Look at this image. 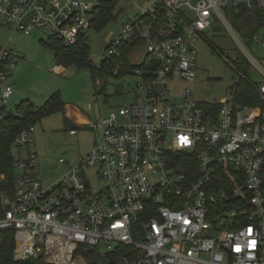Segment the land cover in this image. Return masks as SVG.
I'll return each instance as SVG.
<instances>
[{
	"label": "built area",
	"instance_id": "built-area-1",
	"mask_svg": "<svg viewBox=\"0 0 264 264\" xmlns=\"http://www.w3.org/2000/svg\"><path fill=\"white\" fill-rule=\"evenodd\" d=\"M151 3L107 46L109 56L125 44L130 55L141 46L147 53L133 71L135 101L87 123L92 150L74 164L60 158L65 170L44 184L34 127L16 136L13 190L0 193V230L13 232L14 260L264 264V67L247 54L261 80L248 79L253 94L244 98L232 88L230 102H198L193 89L198 42L215 25L231 31V10L260 11L248 46L264 47V0ZM92 9L84 0H0V22L70 45L90 28ZM17 59L0 47V106L14 92Z\"/></svg>",
	"mask_w": 264,
	"mask_h": 264
},
{
	"label": "rangeland",
	"instance_id": "rangeland-1",
	"mask_svg": "<svg viewBox=\"0 0 264 264\" xmlns=\"http://www.w3.org/2000/svg\"><path fill=\"white\" fill-rule=\"evenodd\" d=\"M95 6L97 0H84ZM152 0H119L116 4L114 19L102 27H92L84 31L87 39L90 66L78 67L74 64L55 69L56 60L53 51L46 46L49 35L33 31L23 35L11 26L0 22V47L14 50L18 59L11 72L8 83L12 85L13 94L5 106H0V119L5 115H15L17 105L28 100L32 107L38 109L45 105L51 96L57 95L74 112V123L65 120L63 112H54L34 124L31 132L33 145L38 157V166L44 184H50L65 170L59 162L64 158L69 164L77 163L79 157L92 150L95 131L86 123H76L75 113L80 114L88 123L108 115L110 108L127 106L135 101L139 94L138 83L141 79L132 70L115 74L99 71L101 60L108 58L107 46L114 36L121 33L122 26L128 19L141 13L150 6ZM154 5L153 2L151 3ZM231 31L224 25H215L205 33V39L198 42L196 56V79L194 81V99L204 103H218L224 98L230 102L232 87L240 79L241 73L253 82H259L261 76L253 67L249 73H243L235 67L241 59L254 58L264 67V47L248 46L244 30L240 23L232 22ZM40 37L44 41H40ZM143 46L136 48L130 55L131 64L141 62L146 54ZM91 68H93L91 70ZM178 85L179 87H175ZM168 98L173 99L180 93L183 83L170 84ZM238 93V92H237ZM70 127L77 130L69 134ZM99 184L94 185V187Z\"/></svg>",
	"mask_w": 264,
	"mask_h": 264
},
{
	"label": "trees",
	"instance_id": "trees-1",
	"mask_svg": "<svg viewBox=\"0 0 264 264\" xmlns=\"http://www.w3.org/2000/svg\"><path fill=\"white\" fill-rule=\"evenodd\" d=\"M118 1L97 0L96 5L92 9L93 20L90 28L95 27L99 29L108 21L114 19L115 15L120 12L118 10L114 13ZM231 12L233 24L240 23L242 25L245 40L250 45L251 35L258 28L257 20L259 19L260 11L255 8L246 9L241 7L237 12L232 10ZM39 39L40 41H44L41 37ZM46 46L53 51L56 65L63 67L68 64H74L78 67L84 65L90 66V60L88 59L89 47L84 35L70 45H65L60 40L49 37V42L46 43ZM132 49V45L125 44L120 55L109 56L101 60L99 71L111 72L117 67L118 71L115 74H119L120 72L125 73L130 69L139 67L140 65H133L130 62L129 55ZM235 67L243 73H249L247 62L243 58L240 62L235 63ZM245 75L241 73L239 81L232 87L238 92V98H244V96L253 94V88ZM64 108L65 103L57 95H53L44 106L38 109L33 108L28 100L21 101L17 105V113L15 115H5L0 119V193L6 192L11 194L13 190L14 167L11 150L15 144L16 136L21 130L29 126L34 127L35 122L41 118L51 115L56 111L63 112ZM71 129L74 128L72 127ZM13 248V232L11 230H0V264H47L40 260L16 261L12 257Z\"/></svg>",
	"mask_w": 264,
	"mask_h": 264
},
{
	"label": "crops",
	"instance_id": "crops-1",
	"mask_svg": "<svg viewBox=\"0 0 264 264\" xmlns=\"http://www.w3.org/2000/svg\"><path fill=\"white\" fill-rule=\"evenodd\" d=\"M57 67L59 69H62L63 68L61 65H55V69ZM71 110H74V109H71V106H69L67 104L66 107H65L66 118H67V120H70V121H72L74 123V119H73L74 112H71ZM75 115H76V118H77L76 121H75L76 123H79V124H82V123H86L87 124L88 123L80 114L75 113ZM70 129H71V127H70Z\"/></svg>",
	"mask_w": 264,
	"mask_h": 264
}]
</instances>
